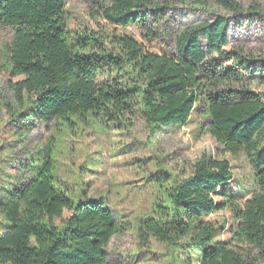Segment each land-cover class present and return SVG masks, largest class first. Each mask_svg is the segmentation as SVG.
Here are the masks:
<instances>
[{"label":"trees","instance_id":"obj_1","mask_svg":"<svg viewBox=\"0 0 264 264\" xmlns=\"http://www.w3.org/2000/svg\"><path fill=\"white\" fill-rule=\"evenodd\" d=\"M84 1L113 27H138L144 44L124 34L70 31L66 0H0V25L12 30L9 76L17 79L7 85L6 114L27 130L32 121L138 118L153 134L198 118L224 154L246 157L249 196L234 191L228 161L202 157L187 177L163 187L165 200L137 228L139 245L151 238L171 246L184 241L200 252L198 264H264V91L250 88L264 85V57L228 50V18L208 2L239 16L237 0H176L206 14L177 32L174 52L160 53L145 44L159 40L174 0ZM260 13L254 8L253 16ZM49 151L2 190L0 264H110L106 249L127 225L104 202L74 201L58 188ZM225 209L232 225L227 239L217 241L225 226L206 217Z\"/></svg>","mask_w":264,"mask_h":264},{"label":"rangeland","instance_id":"obj_2","mask_svg":"<svg viewBox=\"0 0 264 264\" xmlns=\"http://www.w3.org/2000/svg\"><path fill=\"white\" fill-rule=\"evenodd\" d=\"M208 2L210 10L228 18V50L264 57V0H237L242 9L239 16ZM174 5L159 25V40L145 44L148 50L174 52L173 38L177 32L198 23L206 14V10H200L193 3L183 7L177 2ZM254 8L261 12L258 17L253 16ZM65 11L72 32L91 29L104 35L124 34L144 44L138 27H113L95 17L93 8L84 0H66ZM11 35L10 28L0 25V203L3 188L10 189L28 176V165L38 163L50 150L58 188L65 190L74 201L86 198L104 202L115 220L127 225L126 231L115 236L106 249L110 264H182L187 259L198 264L200 252L184 241L171 246L151 238L146 246H140L137 228L165 200L164 188L187 177L194 162L202 157L228 161L236 181L234 191L248 197L252 171L246 157L224 154L194 116L184 126L164 127L154 134L138 118L125 124L108 122L101 117L88 118L87 122L73 120L71 125H43L32 121L30 130L15 124L2 108V103L10 98L8 82L17 80L9 76ZM250 88L264 91V85L252 84ZM67 215L64 212V217ZM206 220L225 226V232L216 240L227 239V230L232 225L228 210L216 211ZM5 222L0 211V231Z\"/></svg>","mask_w":264,"mask_h":264}]
</instances>
